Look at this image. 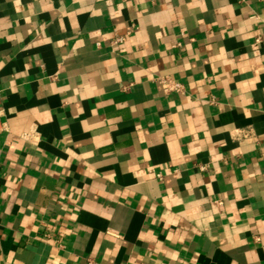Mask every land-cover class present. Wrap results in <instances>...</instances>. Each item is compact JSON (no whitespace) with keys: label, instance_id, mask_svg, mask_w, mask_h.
Instances as JSON below:
<instances>
[{"label":"crops","instance_id":"crops-1","mask_svg":"<svg viewBox=\"0 0 264 264\" xmlns=\"http://www.w3.org/2000/svg\"><path fill=\"white\" fill-rule=\"evenodd\" d=\"M88 260L264 264V0H0V264Z\"/></svg>","mask_w":264,"mask_h":264},{"label":"built area","instance_id":"built-area-1","mask_svg":"<svg viewBox=\"0 0 264 264\" xmlns=\"http://www.w3.org/2000/svg\"><path fill=\"white\" fill-rule=\"evenodd\" d=\"M125 39L123 36H117L114 40V43L117 42H122ZM159 82L162 85V88L164 89L165 92L169 93L172 91H181L183 88V85L179 82L176 81L172 78L169 77H159ZM245 135H247L250 131H242ZM88 264H102L99 262H96L94 260H88Z\"/></svg>","mask_w":264,"mask_h":264}]
</instances>
